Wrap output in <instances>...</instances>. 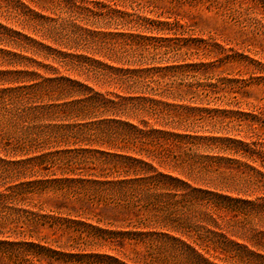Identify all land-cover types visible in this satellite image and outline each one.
Returning <instances> with one entry per match:
<instances>
[{"label": "trees", "instance_id": "16d2710c", "mask_svg": "<svg viewBox=\"0 0 264 264\" xmlns=\"http://www.w3.org/2000/svg\"><path fill=\"white\" fill-rule=\"evenodd\" d=\"M49 1L0 0L43 37L0 23V264H264V107H203L219 80L174 38L79 28L82 48L50 47Z\"/></svg>", "mask_w": 264, "mask_h": 264}, {"label": "rangeland", "instance_id": "374dc122", "mask_svg": "<svg viewBox=\"0 0 264 264\" xmlns=\"http://www.w3.org/2000/svg\"><path fill=\"white\" fill-rule=\"evenodd\" d=\"M50 1L46 3L49 8L53 9L55 3L63 8L61 11L57 9L55 13L43 12L53 18V21L46 23L49 27L47 33L51 39L46 37L41 41L50 47L64 51L82 48L84 46L82 37L84 35L88 39L90 37L82 34L83 31L79 28L96 32L174 38L173 40H177L176 43L160 45H176L181 51L178 50L179 54L189 53L185 57L187 63L210 64L206 69L200 70L201 75L210 78L203 82L214 84L217 79L219 80L217 84L208 85L205 89L210 94L223 95V97L213 100L210 98L203 107L244 112H250L254 107H264V67L256 63L264 64V3L260 0H216L217 5L214 7L194 4L190 0H78L76 4H71L67 0H54V3ZM9 4L16 5L13 1ZM71 7L76 12H71ZM91 11H95L96 15L93 16ZM16 19L0 13L1 24L42 40L43 37L39 34L34 35L31 31L22 28L20 19ZM155 21L171 24L161 26ZM150 30L152 33L149 32ZM217 44L222 45L226 52L218 49ZM76 52L86 53V50L78 49ZM96 58L112 63L104 57ZM248 60H251V63ZM175 63L171 60L166 64ZM65 73L75 76L72 73ZM226 80H243V82L238 85ZM190 81L192 79H186L184 82ZM94 87L103 91L96 85ZM180 128L165 127L164 129L176 132L190 130V127ZM33 235L38 241L45 242L47 246L55 249L76 244L73 237L61 235V232L53 231L47 226L38 228ZM72 252L78 251L74 249ZM85 252L109 253L105 249H86ZM41 264L65 263L46 260Z\"/></svg>", "mask_w": 264, "mask_h": 264}]
</instances>
